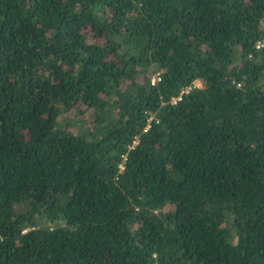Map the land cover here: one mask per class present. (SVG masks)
<instances>
[{"label": "trees", "instance_id": "1", "mask_svg": "<svg viewBox=\"0 0 264 264\" xmlns=\"http://www.w3.org/2000/svg\"><path fill=\"white\" fill-rule=\"evenodd\" d=\"M0 264H264V0H0Z\"/></svg>", "mask_w": 264, "mask_h": 264}, {"label": "built area", "instance_id": "2", "mask_svg": "<svg viewBox=\"0 0 264 264\" xmlns=\"http://www.w3.org/2000/svg\"><path fill=\"white\" fill-rule=\"evenodd\" d=\"M258 45H259V44H258ZM258 45H257V46H258ZM154 79H156V77H155V78H152L151 80L154 81ZM178 99H179V97L173 98V99H172V102H175V100H178Z\"/></svg>", "mask_w": 264, "mask_h": 264}, {"label": "rangeland", "instance_id": "3", "mask_svg": "<svg viewBox=\"0 0 264 264\" xmlns=\"http://www.w3.org/2000/svg\"><path fill=\"white\" fill-rule=\"evenodd\" d=\"M194 83L196 84V81Z\"/></svg>", "mask_w": 264, "mask_h": 264}]
</instances>
